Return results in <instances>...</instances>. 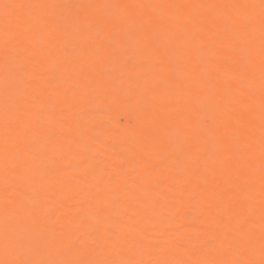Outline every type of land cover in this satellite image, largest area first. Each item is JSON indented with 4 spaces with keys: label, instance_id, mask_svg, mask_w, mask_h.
I'll use <instances>...</instances> for the list:
<instances>
[{
    "label": "bare ground",
    "instance_id": "bare-ground-1",
    "mask_svg": "<svg viewBox=\"0 0 264 264\" xmlns=\"http://www.w3.org/2000/svg\"><path fill=\"white\" fill-rule=\"evenodd\" d=\"M0 264H264V0H0Z\"/></svg>",
    "mask_w": 264,
    "mask_h": 264
}]
</instances>
